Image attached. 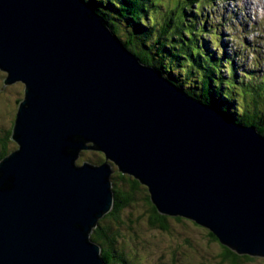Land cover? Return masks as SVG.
I'll list each match as a JSON object with an SVG mask.
<instances>
[{
	"label": "water",
	"instance_id": "1",
	"mask_svg": "<svg viewBox=\"0 0 264 264\" xmlns=\"http://www.w3.org/2000/svg\"><path fill=\"white\" fill-rule=\"evenodd\" d=\"M0 70L24 86L0 160V264H106L91 236L114 166L160 215L264 259V137L141 63L83 0H0ZM83 151L104 163L78 165Z\"/></svg>",
	"mask_w": 264,
	"mask_h": 264
},
{
	"label": "trees",
	"instance_id": "2",
	"mask_svg": "<svg viewBox=\"0 0 264 264\" xmlns=\"http://www.w3.org/2000/svg\"><path fill=\"white\" fill-rule=\"evenodd\" d=\"M83 1L105 20L116 36L121 27L127 30V39L120 42L141 63L153 66L160 74L161 72L170 74L169 80L174 83L185 80V89L191 97L237 124L256 128L264 137V76L258 79L256 74L243 70L244 76L238 80L235 64L238 52L233 53V57L223 53L222 57L218 58L214 52H209L208 46L203 44L202 37H206L205 33L210 37L212 33L207 31L206 21H201L203 12L199 3L193 11L186 5L181 6L184 2L191 6L196 4L187 0L181 1L173 9L165 8L166 6L159 3V0ZM151 3L165 8L166 14L162 21H158L154 16L148 17ZM117 38L119 39L118 36ZM157 56H161L162 59ZM239 56L241 58L242 54ZM223 59L226 60L227 73L221 69ZM174 83L171 84L176 85ZM9 134L5 140H1L0 160L10 153L11 131ZM77 164H83V160H78ZM113 181L114 208L99 222L91 240L101 246L102 258L106 264H129L127 257L116 250L118 234L111 224L112 222L120 224L122 211L131 205L134 195L143 185L133 177L119 172L113 176ZM119 181L123 182V188L118 186ZM143 187L147 196L146 211L150 217L149 225L168 231L167 220L170 217L157 212L150 201L147 188ZM210 237L218 241L211 233ZM221 255L223 262L231 264H238L241 258L249 259L247 256H238L225 247Z\"/></svg>",
	"mask_w": 264,
	"mask_h": 264
},
{
	"label": "rangeland",
	"instance_id": "3",
	"mask_svg": "<svg viewBox=\"0 0 264 264\" xmlns=\"http://www.w3.org/2000/svg\"><path fill=\"white\" fill-rule=\"evenodd\" d=\"M181 1L186 0H159L158 2L165 5L167 9H173ZM187 1H193L196 4L191 6L184 2L181 6L186 5L193 11L197 3L202 6L201 21H206L205 27L212 33L210 37H207V33H205L206 37H202L203 44L208 46L209 52H214L217 58L222 57L223 53L233 57L232 54L238 52V56L235 57L236 78L242 79L245 72L243 70H247L256 74L258 79H262L264 76V9L260 4H257L254 13V5L244 0ZM263 2L264 0L262 4ZM149 7L151 11L148 17L154 16L158 21L165 18L164 7L155 6L153 3ZM126 32V29L120 28L117 34L120 41L124 42L127 39ZM127 50L130 52L129 49ZM239 54H242L241 58ZM161 56L157 58L162 59ZM225 66L226 60L223 59L221 69L227 73ZM161 75L170 83H174L170 81V74L161 72ZM6 76V73L0 70V143L2 139L5 140L10 135L18 105L24 97L22 84L4 86ZM185 82L184 80L175 83L187 93ZM16 149L17 145L12 142L10 153ZM81 159L83 163L88 162L93 165H100L105 161L104 155L98 151H83L79 157V160ZM113 170V176L117 175L115 166ZM118 186L123 188V182L119 181ZM146 197V191L141 186L134 195L131 205L122 211L120 224L114 222L111 224L118 234L116 250L127 257L129 264H231L223 262L221 255L223 246L210 237V232L189 220L168 218V231L152 228L146 211ZM248 258H241L238 264H264L263 258Z\"/></svg>",
	"mask_w": 264,
	"mask_h": 264
},
{
	"label": "bare ground",
	"instance_id": "4",
	"mask_svg": "<svg viewBox=\"0 0 264 264\" xmlns=\"http://www.w3.org/2000/svg\"><path fill=\"white\" fill-rule=\"evenodd\" d=\"M250 4H253L254 5V8H253V12L255 13L256 9H257V4H260V6L264 9V2L262 4V0H244ZM252 2V3H251ZM251 7V6H250ZM190 97V96H189ZM191 98H194V97H191Z\"/></svg>",
	"mask_w": 264,
	"mask_h": 264
}]
</instances>
